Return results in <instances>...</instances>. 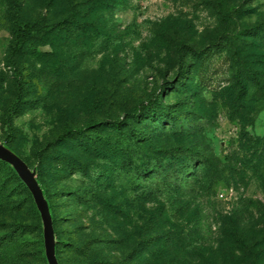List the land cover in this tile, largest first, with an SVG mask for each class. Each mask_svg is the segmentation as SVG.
<instances>
[{"label": "rangeland", "instance_id": "1", "mask_svg": "<svg viewBox=\"0 0 264 264\" xmlns=\"http://www.w3.org/2000/svg\"><path fill=\"white\" fill-rule=\"evenodd\" d=\"M21 1L24 23L63 21L72 7L81 20L29 41L10 59L12 4L0 0V145L35 174L49 206L58 264H212L225 243L220 215L231 213L240 198L247 210L240 230L249 242L258 240L264 194L242 160L264 136V38L248 34L264 24V0ZM14 68L24 94L9 120ZM236 69L245 83L241 96ZM155 92L168 113L145 123L127 119ZM109 119H127L158 146L180 144L218 158L223 178H181L170 191L152 176L148 192L128 174L95 181L109 161L82 151L77 139L53 142L67 128ZM173 122L178 130L168 131ZM87 132L95 136L99 127ZM194 157L188 162L197 166ZM166 231L182 240L154 245L152 238ZM0 264H49L33 195L4 165Z\"/></svg>", "mask_w": 264, "mask_h": 264}, {"label": "trees", "instance_id": "2", "mask_svg": "<svg viewBox=\"0 0 264 264\" xmlns=\"http://www.w3.org/2000/svg\"><path fill=\"white\" fill-rule=\"evenodd\" d=\"M110 1L109 6L112 5ZM221 8L223 5L221 2ZM12 4V45L9 51V58L13 59L18 56L24 46L31 40L45 37L57 29L70 30L81 23L78 17L76 7L70 8L69 15L63 21L54 23H45L40 19L32 22H22L21 0H11ZM248 34H252L257 38H264V24L251 28ZM196 56H202V52L191 49ZM15 73V93L16 98L13 104L8 108L6 113L8 119H12L19 110L22 102L24 90L23 82L20 78L18 69L14 68ZM251 78L258 82V77L251 74ZM234 85L238 89L239 95L245 93V83L243 81V73L240 69H236L233 74ZM159 111L168 113V107L160 101L157 93H152L147 99L143 100L139 105L133 107L126 114L127 119L132 117L137 123H145L146 120H155L159 115ZM127 119H109L106 122H89L83 127L67 128L62 134L54 139V146L65 141L67 138H74L79 141V147L82 151L100 155L101 158L109 161L112 166L100 172L95 181H113L116 178H122L123 174L132 176V183L137 187L143 186L146 191L147 181L152 176L163 178V182L167 190H177V182L198 179L199 175L205 182L211 181L212 177L222 179L223 175L220 169V161L218 158L205 155L195 154L191 149L180 144L171 147L158 146L153 142L151 137L140 135L129 123ZM171 129L177 131L178 127L173 122ZM98 128L99 133L95 136L88 134L91 128ZM157 134V133H156ZM195 155L198 162L197 166L193 162H188V158ZM244 165H250L252 172L260 185L264 194V136L255 139L254 150L251 158L243 159ZM4 165L12 170L11 165L0 160V166ZM82 168V163L78 165ZM14 172V171H12ZM15 174V173H14ZM216 176V177H215ZM222 176V177H221ZM171 178H175L172 181ZM148 192V191H146ZM154 189H150L149 193H154ZM245 202L240 198L238 205L229 214L220 215L219 230H223L225 234V243L219 246L218 256L214 257L212 264H262L264 260V205L261 204L258 211L260 220L263 221V227L260 230L261 236L258 240L249 242L240 230V221L243 220V214L247 212L244 209ZM182 240L180 234L166 231L157 234L156 238H152L154 245L160 244L161 240ZM56 243H60L57 242Z\"/></svg>", "mask_w": 264, "mask_h": 264}, {"label": "water", "instance_id": "3", "mask_svg": "<svg viewBox=\"0 0 264 264\" xmlns=\"http://www.w3.org/2000/svg\"><path fill=\"white\" fill-rule=\"evenodd\" d=\"M0 160L7 162L14 168L18 176L32 193L44 225V246L47 261L49 264H58L55 256V236L49 206L35 178L34 172L30 170L22 158L2 145H0Z\"/></svg>", "mask_w": 264, "mask_h": 264}]
</instances>
